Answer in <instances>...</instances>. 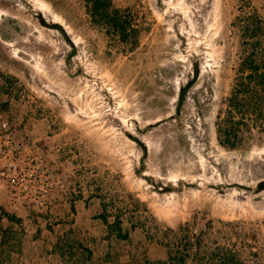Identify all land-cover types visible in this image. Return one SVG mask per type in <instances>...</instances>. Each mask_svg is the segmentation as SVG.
I'll return each instance as SVG.
<instances>
[{
	"label": "rangeland",
	"instance_id": "rangeland-1",
	"mask_svg": "<svg viewBox=\"0 0 264 264\" xmlns=\"http://www.w3.org/2000/svg\"><path fill=\"white\" fill-rule=\"evenodd\" d=\"M111 3L134 19L133 50L82 0H0V122L64 185L43 207L0 203V264L260 263L264 130L229 150L216 124L264 46V0Z\"/></svg>",
	"mask_w": 264,
	"mask_h": 264
},
{
	"label": "trees",
	"instance_id": "trees-1",
	"mask_svg": "<svg viewBox=\"0 0 264 264\" xmlns=\"http://www.w3.org/2000/svg\"><path fill=\"white\" fill-rule=\"evenodd\" d=\"M82 1L95 26L103 28L107 36L129 46L130 50L136 48L139 30L135 27L130 12L114 8L111 0ZM225 106L226 109L218 116L216 124L217 140L222 147L238 149L244 145L252 131L264 130V46H250L248 57L238 64ZM114 227L117 236L125 239L126 235H121L120 224L116 222ZM219 264L240 263L235 256H231L223 258Z\"/></svg>",
	"mask_w": 264,
	"mask_h": 264
},
{
	"label": "built area",
	"instance_id": "built-area-1",
	"mask_svg": "<svg viewBox=\"0 0 264 264\" xmlns=\"http://www.w3.org/2000/svg\"><path fill=\"white\" fill-rule=\"evenodd\" d=\"M63 178L43 158L38 148L15 141L8 123L0 122V197L8 203L43 207L58 191Z\"/></svg>",
	"mask_w": 264,
	"mask_h": 264
},
{
	"label": "water",
	"instance_id": "water-1",
	"mask_svg": "<svg viewBox=\"0 0 264 264\" xmlns=\"http://www.w3.org/2000/svg\"><path fill=\"white\" fill-rule=\"evenodd\" d=\"M37 20L39 22V25L42 27V28H45V29H51V30H55V31H58L60 32L64 37L65 39L69 41L68 37H67V34L64 30V28L59 25V24H55V23H52V24H49L45 21V19L41 16V15H38L37 16ZM198 73H199V69H198V65L195 64L194 65V70H193V80L187 84L184 88L181 89V91L179 92V95H178V98H177V106H176V112H178L182 106V102H183V98L187 92V90L195 83V81L197 80L198 78ZM134 142L139 145L142 149V151L145 153L146 152V149L143 145H141L140 141L137 140V139H134ZM264 190V181L259 183L258 187H257V193H260Z\"/></svg>",
	"mask_w": 264,
	"mask_h": 264
},
{
	"label": "crops",
	"instance_id": "crops-1",
	"mask_svg": "<svg viewBox=\"0 0 264 264\" xmlns=\"http://www.w3.org/2000/svg\"><path fill=\"white\" fill-rule=\"evenodd\" d=\"M0 203H4V204H6V203H8V199L7 198H3V197H0ZM258 264H264V258L261 260V262L260 263H258Z\"/></svg>",
	"mask_w": 264,
	"mask_h": 264
}]
</instances>
